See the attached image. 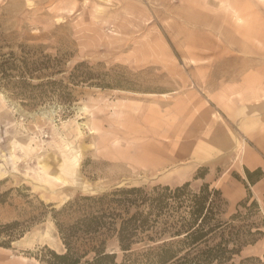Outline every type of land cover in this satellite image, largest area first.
Here are the masks:
<instances>
[{"label":"rangeland","instance_id":"374dc122","mask_svg":"<svg viewBox=\"0 0 264 264\" xmlns=\"http://www.w3.org/2000/svg\"><path fill=\"white\" fill-rule=\"evenodd\" d=\"M0 42L70 88L0 89V264H48L56 210L117 187L208 182L226 218L251 192L264 220V0H0ZM242 255L264 264V235Z\"/></svg>","mask_w":264,"mask_h":264},{"label":"trees","instance_id":"16d2710c","mask_svg":"<svg viewBox=\"0 0 264 264\" xmlns=\"http://www.w3.org/2000/svg\"><path fill=\"white\" fill-rule=\"evenodd\" d=\"M20 47L21 54L3 53L0 42V89L27 106L55 94L64 97L69 86L43 80L52 76L51 62L34 59L28 46ZM79 77L89 79L86 72ZM246 174L255 183L263 171L247 169ZM5 194L0 195V203ZM251 196L249 192L229 218L224 216L227 201L222 191L208 182L198 189L186 181L78 196L55 212L66 250H50L45 260L48 264H262L259 256L242 255L246 246L264 235V220H253L260 205L257 200L249 204ZM15 223L1 224L0 230ZM111 238L117 240L120 253L108 249Z\"/></svg>","mask_w":264,"mask_h":264},{"label":"bare ground","instance_id":"6f19581e","mask_svg":"<svg viewBox=\"0 0 264 264\" xmlns=\"http://www.w3.org/2000/svg\"><path fill=\"white\" fill-rule=\"evenodd\" d=\"M42 114H45V113H42Z\"/></svg>","mask_w":264,"mask_h":264}]
</instances>
